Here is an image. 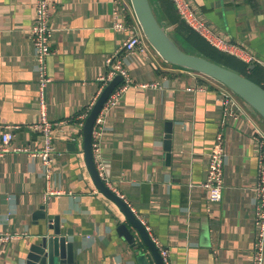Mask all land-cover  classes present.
<instances>
[{
  "label": "crops",
  "instance_id": "crops-1",
  "mask_svg": "<svg viewBox=\"0 0 264 264\" xmlns=\"http://www.w3.org/2000/svg\"><path fill=\"white\" fill-rule=\"evenodd\" d=\"M149 1L177 41L174 4ZM185 1L212 34L264 60V0ZM35 2L0 0V125H19L0 154V232L16 235L0 243V264H25L27 247L51 235L50 220L56 216L61 233L78 250L76 264H137L117 232L120 224L129 229L131 225L97 189L88 171L82 129L56 130L53 186L62 192L43 199L42 166L31 155L40 140L27 127L38 117L37 61L29 33ZM52 2L53 37L46 58L51 80L44 91L47 115L74 125L101 85L106 58L120 49L125 34L111 27L112 0ZM145 44V52L135 50L121 62L135 83L157 84L131 85L107 112L101 144L106 180L151 237L169 250L170 264H251L257 178L252 136L254 127L264 130V122L239 99L238 118L228 120L222 129V197L209 204L199 183L206 176L207 155L222 118L217 82L166 63ZM193 84L206 90H186ZM167 122L168 161L163 148ZM1 133L0 128V147L5 145Z\"/></svg>",
  "mask_w": 264,
  "mask_h": 264
},
{
  "label": "built area",
  "instance_id": "built-area-1",
  "mask_svg": "<svg viewBox=\"0 0 264 264\" xmlns=\"http://www.w3.org/2000/svg\"><path fill=\"white\" fill-rule=\"evenodd\" d=\"M174 4L180 20L186 22L191 29L200 33L213 47L220 51L231 54L246 64H258L264 67V60L258 59L253 54L247 52L242 47L225 42L222 38L212 34L207 27L198 21L193 10L185 0H171ZM113 8L111 12V27L125 34L121 41L120 49L106 58L108 69L105 75L101 76L99 86L90 106L81 113L78 121L73 125L67 120L53 121L47 115V107L44 98V91L51 78L46 70V58L51 53V39L53 29L49 23V11L52 7V0H36L34 5V15L30 25L29 33L31 44L35 50L37 61V85L38 95V117L27 127L36 133L40 140V146L31 152L37 157L42 166L44 178L43 199L51 195L60 194L62 191L53 186V164L55 160V132L58 128L76 127L81 130L89 110L105 88V86L117 75L121 76V82L115 87L106 99L103 107L98 113L92 129V155L93 161L99 177L117 195L118 191L112 188L105 177V166L101 158V144L104 134L105 117L109 109L116 104L122 93L131 85L146 88L157 84L154 83H135L128 73L127 68L122 64L121 58L133 53L135 50L145 52L147 46L146 39L141 31L136 16L134 14L130 0H112ZM264 83V82H263ZM217 89V97L222 111L220 128L216 132L213 149L207 155L206 176L199 183L206 195L207 202L213 204L219 202L223 191V165L225 160V141L222 129L228 120H236L239 116V98L228 88L220 83H214ZM206 87L200 84H193L186 87L188 91H203ZM19 125H0L2 129L1 140L5 144L0 147V153L5 151L7 145L14 137V130ZM253 140L257 145V178L253 187L254 191V226L255 237L251 248V264H264V130L254 127ZM16 150H25L16 147ZM120 196V195H119ZM121 197V196H120ZM148 231V230H147ZM151 236V235H150ZM16 237L14 234L0 232V243H7ZM158 247L163 264H170L169 250L162 247L158 241L151 237Z\"/></svg>",
  "mask_w": 264,
  "mask_h": 264
},
{
  "label": "water",
  "instance_id": "water-1",
  "mask_svg": "<svg viewBox=\"0 0 264 264\" xmlns=\"http://www.w3.org/2000/svg\"><path fill=\"white\" fill-rule=\"evenodd\" d=\"M130 3L146 41L161 59L170 65L193 71L224 85L255 111L264 122V87L262 85L225 65L181 48L170 36L166 23L157 19L149 0H130ZM249 67L253 68L254 64H250ZM121 79V76L117 75L105 86L84 121L82 128L84 158L94 185L117 205L133 229H129L127 224L122 223L117 227V232L128 243L136 263L163 264L160 251L145 226L131 207L99 177L93 161L91 143L95 119ZM170 134L171 123L167 122L163 146L167 161L170 159L171 151ZM50 222L51 235L43 236L27 247L25 264H76L78 250L74 248L73 240L61 233L59 217H54Z\"/></svg>",
  "mask_w": 264,
  "mask_h": 264
},
{
  "label": "trees",
  "instance_id": "trees-1",
  "mask_svg": "<svg viewBox=\"0 0 264 264\" xmlns=\"http://www.w3.org/2000/svg\"><path fill=\"white\" fill-rule=\"evenodd\" d=\"M177 18L178 22L174 24V28H176V33L179 37H177V41L175 42H177L181 48L188 52L205 56L216 63L225 65L264 87V69L260 65L254 64L255 66L250 68L249 64L244 63L237 57L218 50L196 31L185 26L183 24L184 21L180 20L179 17Z\"/></svg>",
  "mask_w": 264,
  "mask_h": 264
},
{
  "label": "rangeland",
  "instance_id": "rangeland-1",
  "mask_svg": "<svg viewBox=\"0 0 264 264\" xmlns=\"http://www.w3.org/2000/svg\"><path fill=\"white\" fill-rule=\"evenodd\" d=\"M1 154V153H0Z\"/></svg>",
  "mask_w": 264,
  "mask_h": 264
}]
</instances>
